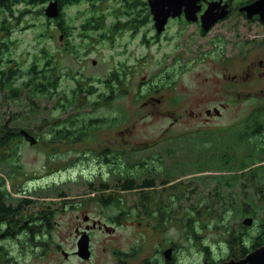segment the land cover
Returning <instances> with one entry per match:
<instances>
[{"label":"flooded vegetation","instance_id":"af4514ba","mask_svg":"<svg viewBox=\"0 0 264 264\" xmlns=\"http://www.w3.org/2000/svg\"><path fill=\"white\" fill-rule=\"evenodd\" d=\"M52 1L56 3L57 14L50 22L58 47L52 67L41 68V63L36 69L41 75L50 73L55 85L46 84L44 94L38 95L52 97L64 77L75 84L69 91V96L62 95L60 98L63 101L54 104L56 108L62 107L66 98H76L85 100L84 105L91 106V110L105 107L106 111L110 109L112 113L125 111L119 99L128 94L135 72L149 57L139 56L134 42L149 46L150 42H158L164 37L168 39L170 37L166 32L172 24L192 26V30L199 36L205 37L227 21L231 22L229 28L234 35L239 36L231 47H227V43L201 47L186 41L182 47V36L179 33L173 37H179L180 43L175 44L168 52L162 51L161 47H154L162 59L159 63L166 68V76L162 80L161 69H153L148 81H138L133 100L146 99L149 108L164 102L162 107L166 110L167 103L172 98L170 106H174L172 109L180 119L188 116L203 119L204 122H209L213 116H222L227 107V102L221 101L210 107L197 109L201 102L200 97L195 96L202 92L200 88L204 89L205 95H211L206 83L214 85L215 90L219 84L224 90L219 96L226 94L232 101L242 97L264 100V21L259 13L250 15L245 8L256 0H197L194 20H187L185 7L180 4L179 14L169 15L161 32L155 28L149 0ZM209 4L214 5L215 13L224 14L205 29L201 15ZM8 12L9 9L4 7L0 9V41L4 42V47H0V76L13 73L14 82L19 71L6 64L12 59L6 60L3 57L7 51L6 38L10 32ZM251 23L260 27L251 29L244 26ZM150 30L154 34L147 37ZM139 34L141 36L138 38ZM190 38L195 36L185 34L187 41ZM145 48L150 50L152 47ZM203 49L209 53L219 51L221 55L223 51H235V54L225 53L226 56L220 62L223 69L220 76L212 74V70L208 69L206 72L209 75L203 77V83L194 82V87L188 93H182L179 101L166 91H171L176 85V76L181 70L187 71L188 66L197 63L196 57ZM99 50H102V59H91L93 66H100L97 76L86 75L82 69L69 68L62 72L58 68L60 52L68 54L73 62L79 60L81 67H86L91 52L94 51L97 55ZM121 55L123 58H116ZM235 61L239 65L236 71L232 70ZM24 75L28 77L26 71ZM196 78L200 80L202 72ZM24 81L14 91L16 98L25 91L20 87ZM146 82H149L145 87L146 91H141ZM251 84L257 90H251ZM0 92L6 91L0 89ZM188 97H195L192 102L194 107L182 109ZM167 111L169 112L166 110L165 113ZM155 112L158 113L159 110ZM105 118L116 122L100 124L107 122ZM92 119H105V122L93 124V129L88 125L73 124L68 130L64 124L59 123L60 119H53L51 124H40L37 131L12 123L13 119L10 117L0 124V137H4L3 141L0 140V264H182V244L179 246L176 243V239L182 240V235L178 232L176 238L170 237V194L161 197L159 193L155 199L154 195L145 192L160 190L164 194L177 182L165 177L157 184L153 174L136 184L129 177L140 171L152 170L146 167L145 158L133 160L129 154L151 147H182V141L167 139L170 136L168 127L160 131L157 140H136L133 132L128 140H123L122 129L115 130L119 126L117 117H93L89 121ZM23 131L28 132L35 140L24 138ZM100 132L107 136L99 137ZM184 133L186 132L183 135ZM81 144H85L86 149L74 155L71 159H75L72 161L82 160L81 162L88 164L94 161L97 164L94 169L96 171L91 169L88 177L99 179L98 186L93 188L91 179L86 178L83 172H78L88 185L82 191L68 187V183H73L70 181L72 173L59 178L56 169L48 171L46 161L44 171L25 172L22 165L14 161L17 156H12L18 154L17 148L20 147L27 146L41 151L44 148L75 147ZM149 157L158 159L157 162L162 161L160 155ZM142 163L145 165L139 167ZM59 172L64 173L65 170ZM135 190L140 191L137 203H121L119 197L124 192ZM138 209L143 216L137 215ZM212 262L205 258L202 264L215 263Z\"/></svg>","mask_w":264,"mask_h":264},{"label":"rangeland","instance_id":"374dc122","mask_svg":"<svg viewBox=\"0 0 264 264\" xmlns=\"http://www.w3.org/2000/svg\"><path fill=\"white\" fill-rule=\"evenodd\" d=\"M25 2L26 0H21L20 3L14 6V15L9 17L7 21L10 32L6 38L8 49L3 54V57L6 60L8 58L12 59L11 62H7L6 64L19 71L17 79L13 82V87H19V84L27 79L24 74L30 68L33 61L36 60L38 63L41 60L39 47L46 46V51L52 54L55 53L58 47V40L53 36L52 23L47 22L45 15L34 13L40 7L44 10L47 2L33 7ZM18 11H22V16H19ZM230 24L231 22L229 21L220 24L205 37L199 36L192 30V26L182 27V24H172L170 30L166 32V35L170 37L168 39L164 37L158 42H150L151 45L149 46L134 42L137 47L136 53L139 56L147 55L149 57L146 58L145 62L140 64L141 66L135 72L133 85L130 87L128 94L119 99V102L126 109L121 113L119 111L112 113L110 109L106 111L105 107L91 110V106L87 105L79 107L78 110L70 107L66 111L54 107L55 103L59 104L63 101L60 97L62 95L69 96V91L75 86L69 78L64 77L52 97L48 95H35L30 98L29 90L26 89L17 98L10 99L7 97L8 94L6 92H0V124L10 117L13 119L12 123H18L27 129L37 131L39 124H51L53 119H60L62 121L70 116L76 118V122H74L75 126L88 125L89 119L93 117H109L111 119L117 117V124L119 126L115 130L122 129L121 136L123 140H128L133 132L136 140L144 141L157 140L160 131L168 127L170 129L168 133L170 136L167 139L182 141V147H151L132 152L133 154L129 155H132L133 160H144L145 158L146 167L152 168V170L140 171L129 177H133L136 184L143 178L151 177L153 174L157 184H160V181L165 179V177L172 182H177L171 185H176L175 188H170L164 194L160 190H154L153 192L145 190V192L154 195L155 199L159 193L161 197L170 194V237L173 239L175 236L176 238L178 232L182 235V240L176 239V243L179 246L182 244V264H202L205 258H209L213 262H223L230 257L236 258V255L229 253L228 245L224 241L225 234L217 226L218 218H221L222 223H226L230 227L229 231H234L238 228V224L242 225L244 218L251 217L253 220L251 225H242L246 229L247 237H249V235L256 232L253 226L258 223V218L255 219L249 211L254 208H261L259 210L262 211V208H264V198L260 197L257 190L260 185L251 182V180H245L241 170L233 173L231 170H221L218 167L219 156H222L223 153L226 155L228 152L226 149L227 144L223 141L225 140V136L220 131L227 128H231L232 131L236 130L253 108L258 105H264V100L242 97L240 100L232 101L231 97L226 94L219 96L220 93L224 92L219 87V84L216 86L217 90H215L213 89L214 85L206 83L211 95H205L204 89L200 88L202 92L195 96L200 97L201 104L197 106L198 110L218 104L221 101L227 102L226 111L223 115L213 116L209 122H204L203 119H192L188 116L180 119L177 112L172 109L174 106H170L172 98L167 103L168 107L166 110H169V112L167 111L166 113L165 108L162 107L164 102L157 107L149 108L146 99L140 101L133 100V93L138 81H148L153 69H161L160 75L162 80L166 76V68L163 64L159 63L162 59L154 47H161L162 51L168 52L172 49L171 47L180 43L179 37H173L176 33L182 36V47H184L185 41L186 43L200 45L201 47H210L214 43H227V47H231L239 39V36L234 35L233 31L229 28ZM244 26L251 29L260 27L256 23L244 24ZM152 34H154V31L150 30L147 37H151ZM185 34L188 36L194 35L195 38H190L187 41ZM50 35L53 37L49 38L48 36ZM140 36L139 34L138 38ZM242 37L244 36L242 35ZM247 38H249V35ZM145 47L152 48L149 50ZM101 53L102 50H99L97 51V55H95V52L92 51L86 67H81L82 64L78 62L79 60L73 62L68 54L60 52L58 55V68L62 72H65L69 68L73 70L82 69L86 75L97 76L100 66L99 64L93 66L91 59L99 61L102 59ZM225 53L231 55L235 54V51H226ZM225 53L224 51L222 55L219 51L209 53L203 49L196 57L197 63L193 66H188L187 71L181 70L176 76V85L171 91L166 92L172 97H177L180 101L182 93H188L194 87V82L197 84L203 83V77L209 75V72H206L208 69L212 70V74L216 73L217 76H220L223 71L220 62L226 56ZM116 58H123V55L116 56ZM238 68L239 65L235 61L232 70L236 71ZM21 72L23 73L20 74ZM200 72H202V78L198 80L196 75ZM148 83H144L145 86L141 91H146L145 87L148 86ZM97 85L100 88L99 84ZM251 90H257V88L251 84ZM98 92L99 90L96 94ZM195 97H188L182 109L194 107L192 102ZM31 100L34 103L33 105H31ZM176 109L180 111L178 107ZM155 110H159V112L156 113ZM76 115L78 117H75ZM105 119L107 121V118ZM173 119L177 120L173 121ZM115 122L107 121L100 124H113ZM183 132L186 133L183 135ZM96 135L98 136V134ZM101 135L107 136L105 133L101 134L100 132L99 137ZM83 149H86L85 144L75 147L44 148L41 151L26 146L17 148L18 154H12V156H17L14 161L19 162L25 172L44 171L46 169V161L48 171L56 169L59 178L62 175L66 177L67 174L72 173L70 181L73 183H68V187L82 191L86 190L88 185L87 181L78 174L80 171L86 175V178L91 179L93 188L98 186L99 183V179L88 177L90 170L92 169L91 171H93L97 165L94 161L88 164L81 162L82 160L73 162L72 160L75 158L71 159L74 155L83 151ZM171 150L173 153L170 152ZM150 155H160L162 156V161L157 162L158 159L149 157ZM145 163L140 164L139 167L145 165ZM63 170H65L64 173L59 172ZM226 182H231L233 186H226L224 184ZM218 183L219 189L217 191L219 194L215 192V186ZM243 183L246 186H242ZM58 185L60 186V184ZM139 196L140 191L135 190L129 193L124 192L119 199L125 205L130 203L135 204L139 200ZM137 215L143 216L144 214L138 209ZM261 216L264 215L260 214Z\"/></svg>","mask_w":264,"mask_h":264},{"label":"trees","instance_id":"16d2710c","mask_svg":"<svg viewBox=\"0 0 264 264\" xmlns=\"http://www.w3.org/2000/svg\"><path fill=\"white\" fill-rule=\"evenodd\" d=\"M47 1L48 0H26L25 3L33 7L38 4H43ZM20 2L21 0H0V9L3 7L5 9H9L7 16L11 17L14 15V6ZM18 12L19 16H22V11ZM34 13L44 15V10L42 7H40L36 9ZM46 20L48 23L50 22V19L47 17ZM48 37L51 38L53 36L50 35ZM0 47H4V42L0 41ZM7 49L8 45L6 44L5 50ZM46 50V46L39 47V55L42 60L41 68H51L54 62V53H48ZM41 60L38 61V63L36 60L32 62L30 68L26 70L28 77L24 81L25 83H22L20 86L22 90H29V94L31 96L30 98L38 94H44L46 84L48 86L55 85L50 73H43L41 75L40 71L36 69V66L41 63ZM12 74H9L8 76L2 74L0 76V89L7 92L8 98L15 99L16 94L14 91L17 90L18 87L12 86V79L14 78ZM33 104L34 103L31 100V105ZM84 104L85 100L83 99L66 98L64 100V105L60 108L63 111L68 110L70 107H73L72 109L75 108L78 110L79 107L84 106ZM75 117H78V115ZM99 121L105 122V119H92L88 121L89 128L93 129L92 125L98 123ZM74 122H76V118L72 116L62 121L59 120V123L64 124L65 128L67 127L68 130H70L69 127L72 126ZM82 124H84V122H82ZM67 129L65 131H67ZM220 133H223L225 136L226 141H223L227 144L226 149L228 152L226 155L223 153L222 156H219L217 162L218 167L221 170H231L233 173H235L237 170H241L243 172L242 176L245 180H251V182L260 185L257 190L260 194V197L264 198V105H258L253 108L240 123V127L236 128V130L232 131L231 128H227L220 131ZM0 140L3 141L4 137H0ZM170 152H172V150ZM132 180H134V178ZM224 184L230 187L233 186L231 182H226ZM175 186L176 185L172 186V189L175 188ZM242 186H246V184L243 183ZM218 189L219 183L217 186H215V192H217V194H219L217 191ZM259 209L261 208H254L253 210L249 211L250 214L255 217V219L258 218V223L253 226V229L255 228L256 232L252 235H249V237H247L246 229L242 225L238 224V228L236 230L229 231L230 227L227 226L226 223H222L221 218H218L217 226L220 231L222 229L223 233L225 234L224 241L227 243L228 250L231 255H236V257L243 256L251 249L260 245H264V216L260 217V214L264 215V208H262V211Z\"/></svg>","mask_w":264,"mask_h":264},{"label":"water","instance_id":"95a60500","mask_svg":"<svg viewBox=\"0 0 264 264\" xmlns=\"http://www.w3.org/2000/svg\"><path fill=\"white\" fill-rule=\"evenodd\" d=\"M197 0H149L150 8L153 14V20L155 28L158 32L164 29L166 20L169 15L179 14L180 4L184 6L185 17L187 20H194L196 18L197 6H195ZM170 4V5H169ZM214 4V3H213ZM209 4L207 10L201 15L203 27L209 28L214 21L223 16L224 12L215 13L214 5ZM168 6V8H166ZM250 15L259 13L262 21H264V0H256L245 7ZM57 14L56 3L52 0L47 2L44 8L45 17L51 19ZM24 138L34 141L35 138L28 132L23 131ZM252 218L246 217L242 220V225L249 226L252 224ZM85 249V245L83 247ZM213 264H264V245H260L251 249L245 255L239 258H228L223 262H215Z\"/></svg>","mask_w":264,"mask_h":264}]
</instances>
